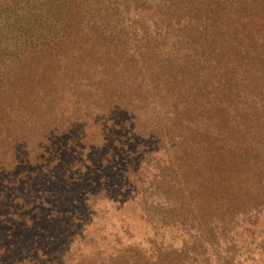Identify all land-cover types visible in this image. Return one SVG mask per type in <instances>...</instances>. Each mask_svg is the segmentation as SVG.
I'll use <instances>...</instances> for the list:
<instances>
[{
    "label": "trees",
    "instance_id": "obj_1",
    "mask_svg": "<svg viewBox=\"0 0 264 264\" xmlns=\"http://www.w3.org/2000/svg\"><path fill=\"white\" fill-rule=\"evenodd\" d=\"M129 194L153 237L83 264H264V0H0V230Z\"/></svg>",
    "mask_w": 264,
    "mask_h": 264
},
{
    "label": "rangeland",
    "instance_id": "obj_2",
    "mask_svg": "<svg viewBox=\"0 0 264 264\" xmlns=\"http://www.w3.org/2000/svg\"><path fill=\"white\" fill-rule=\"evenodd\" d=\"M82 108L84 107L82 106ZM28 141H35V136L29 134ZM63 152L59 157L61 162L67 160L66 153ZM30 162L32 163V161ZM91 163L93 167H96V162L91 160ZM58 165H60L59 162ZM59 169L56 168V170ZM40 184L27 185L24 188L22 199L27 201L31 197L38 198L43 195V191H49L46 186L42 187ZM57 193L61 194L60 198L63 203L74 201L76 204H81L82 202V197L79 196L77 190H61ZM109 197L111 194L106 196V199ZM133 200L132 195L129 194V196L125 195V198L123 196L121 202L113 204V207L105 199H98L92 207L87 206L85 210L81 206L76 207V212L81 216V220L74 224H69L61 218H49L46 216V211L31 214L26 218V229L18 230L19 225L8 221L5 228L0 230V243L4 242L6 230L10 232L12 240L17 242L18 249L23 247V243L25 245L35 238L37 247L43 249L41 253L45 255V257H41V254L39 257L38 254L36 255L34 262H38V264H83L87 261H97L102 254H108L112 244H107L115 239L114 235L119 240L120 247L137 246V248L145 249L146 242L153 237L155 232L149 220L139 211L138 206L133 204ZM58 207L61 209V206ZM28 219H30L29 224ZM262 219L260 225L264 226V218ZM103 237H106L105 242L107 243H104L106 246H103L101 242L98 243V240L100 241ZM46 243L48 246H45Z\"/></svg>",
    "mask_w": 264,
    "mask_h": 264
}]
</instances>
